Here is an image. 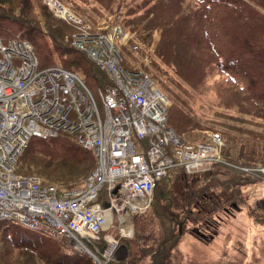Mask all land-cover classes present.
Here are the masks:
<instances>
[{
	"label": "trees",
	"instance_id": "1",
	"mask_svg": "<svg viewBox=\"0 0 264 264\" xmlns=\"http://www.w3.org/2000/svg\"><path fill=\"white\" fill-rule=\"evenodd\" d=\"M150 1L128 12L132 17L124 26L136 35L130 47H125L124 67L142 69L143 64L139 62L145 49L151 48L153 33L160 31L159 45L153 54L158 73L172 70L175 82H170L175 90L187 96L190 89L196 91L200 85L193 78L194 72L217 70L221 76L217 88L222 95L225 116L238 122L242 120L244 125H222L232 132L222 135L225 136L223 161L216 162L212 169L188 175L182 168L174 167L156 184L150 207L138 216L140 220L136 219L137 241L131 252L128 248L129 255L120 264H144L146 260L150 264H171L173 256L176 261L177 254L182 253L179 245L186 234L212 244L219 235L217 224L222 214L237 207L232 203L237 201L239 189L248 182L264 181V145L257 141L264 142V131L249 130L245 126L249 120L241 117L264 120V0ZM97 2L109 8L114 0ZM42 3L46 11L41 13L35 8L40 13L35 16L33 0H0V37L12 33V24L29 27L41 17L42 22H36L27 34L24 32L39 54L41 67L60 66L78 73L87 84L108 86L110 80L105 72L87 56L79 55L66 36L62 43V33L58 30L62 28L61 19H57L43 0ZM135 44L139 46L136 50ZM55 55L66 67L54 64ZM160 62L166 67L162 68ZM179 96L175 93L177 103L171 107L173 111L168 107V122L179 135L196 137L193 130L201 129L204 123L195 122L186 113L187 105ZM61 137L31 140L18 159V166L75 189L95 168L96 157L76 142ZM200 226L203 231H211L206 239L196 234L197 230L203 232ZM153 230L154 234L159 233L156 240L152 237ZM5 236L8 240L1 244L0 264H90L84 256L68 251L62 242L31 230L12 226Z\"/></svg>",
	"mask_w": 264,
	"mask_h": 264
},
{
	"label": "built area",
	"instance_id": "2",
	"mask_svg": "<svg viewBox=\"0 0 264 264\" xmlns=\"http://www.w3.org/2000/svg\"><path fill=\"white\" fill-rule=\"evenodd\" d=\"M44 2L55 16L76 27L72 45L86 51L107 74L110 84L100 87L96 94L73 71L59 66L42 71L31 43L0 37V156L16 164L33 138H53L57 133H70L78 145L95 153L96 169L86 178L85 189L72 194L58 191L69 194L70 204L62 199L41 201L44 213H52L54 206L67 207L72 216L64 233L76 235L72 238L78 253L85 239H98L106 231L105 199L112 205L111 220L117 205L120 211L128 205L131 210H143L133 201L150 198L156 184L172 168L182 167L193 174L218 162L223 137L210 133L209 141L192 143L175 132L167 120L169 100L149 73L124 67L119 46L134 35L112 16L96 28L62 1ZM204 165L207 167L202 168ZM40 190L56 192L54 188ZM119 199L123 202L118 203ZM12 211L7 204L0 224L10 219L6 213L11 215ZM81 227L92 235L76 231ZM92 242L97 249L96 241ZM105 242L116 243L114 238ZM111 252L105 250L104 256L108 258Z\"/></svg>",
	"mask_w": 264,
	"mask_h": 264
},
{
	"label": "rangeland",
	"instance_id": "3",
	"mask_svg": "<svg viewBox=\"0 0 264 264\" xmlns=\"http://www.w3.org/2000/svg\"><path fill=\"white\" fill-rule=\"evenodd\" d=\"M61 1L67 6H69L73 11L81 14V16L85 18L84 22H89L93 26H95V24L97 25L99 23L102 24L103 22H106V20H109L110 15H114L124 24L128 20V18L132 17L131 15H128V12L130 10H135L142 3H146V2L151 3L150 0H114V2L111 4L109 8H105L102 5H100L97 2V0H61ZM33 8H34L35 16L40 15L39 11H37L36 9L40 10L41 13H44L43 10L46 11L45 6L42 3V0H33ZM143 11L144 10H142V12ZM40 18H36L35 22L27 20L28 22H33L32 25H29V27H24L23 24L20 25L12 24L10 29V31L13 30L12 33L9 36H3V38L5 39V38L17 36L12 38V40H20V41L29 40L30 41L29 43H31L33 46L35 54L38 56L39 54L37 53L32 40L29 39L24 34V32L27 34L30 31V28H33V26L37 25V23L42 22ZM62 20L63 19H61L62 28L58 30L62 33L61 39H62V43L64 44V36L72 37V33L74 31L73 29H75L76 27H69L70 25L67 26L68 25L66 23L67 21L63 20V22H65L64 24ZM41 27L43 28V26ZM16 28H19L21 30L17 32L15 30ZM5 33H10V32H5ZM160 36H161L160 31H155L153 33V37H152L153 39H151V42L149 44L151 48L145 49V53H144L145 60L143 61V58H141V61L139 63L143 64L142 66L143 69L149 73V75L155 80L156 84L161 89V91L169 99L170 112L171 110L173 111L171 107L177 101L175 99V93H177L180 95L178 99L181 100L182 103L184 102L187 105L188 111L185 109L186 113L189 116H191L193 120H195V122L199 121L204 123L202 124L201 129L193 130L196 137L194 136L191 137L184 136V137L192 142L201 141V140H206L208 133L210 132L219 133L221 135L225 134V132L227 133L232 132L226 129L225 127H223L222 125L228 124L235 127L243 126L244 124L241 123L242 120H239L240 122H238L237 120L227 119L225 116L226 111L223 109V104L221 101L222 95L219 92V89L217 88V83L221 78V76L219 75L220 73L217 70L194 72L193 78L197 83H200V85L198 86V89L196 91L190 89L189 93L186 94L188 97L183 96V94H181V92L178 91L177 89L175 90L173 84L170 82V81L175 82V73L172 70L165 69L161 71L163 72V74L161 75L158 73V70L156 69L154 64L155 55L153 54H154V49H156V47H158L157 45H159L158 42L161 38ZM45 39L49 42L51 46L53 45L50 39L47 38ZM8 40L9 39H6V41ZM142 48L143 47L141 46V49ZM79 52H78L79 55L81 56L85 55L88 57L86 51L79 50ZM124 54L125 56H127L126 51L124 52ZM133 55L135 54L133 53ZM88 58L89 60H91L90 57ZM52 61H54V64L63 65L62 61L58 60L57 55L53 57ZM161 65L162 68L166 67L165 64L163 65L161 63ZM41 66L42 64L40 62V67ZM63 66L66 67L65 65ZM40 69H42V67ZM76 71L81 73L78 70ZM83 78L85 79V77ZM85 84L87 86L89 85L88 86L89 89L93 90L94 92H97V90L100 88L99 85L97 86H95L94 84L90 85L89 83L87 84L86 82ZM179 113H182V111H179ZM231 113L236 114L235 112H231ZM241 117L244 120L246 119L249 120V122L245 121L246 122L245 126L249 130H253L259 133L264 131V120L255 119L252 117H243V116ZM256 122L259 123V125H257ZM233 133L239 135L238 132H233ZM62 136L63 137L61 136L60 137L63 139H68L75 144L74 137L70 135V133L69 134L64 133ZM223 138L225 139V136ZM257 141L264 145V142H261L259 140ZM79 147L85 150V148H83L80 144ZM26 149H28V147ZM88 152H91L95 156L94 152L89 150ZM222 161L223 159L221 158L218 162H222ZM205 167H207V165H204L202 168ZM212 167L210 169H212ZM95 169H96V165L95 168L86 176V178ZM210 169H206L205 171H201L198 173L206 172L207 170ZM28 173H33V170H30ZM221 174L224 176L225 173H221ZM188 175H192V174H188ZM65 191L68 192L69 190H65ZM152 200H153V194L151 195L150 198H143L142 200L133 201L136 202V204L140 203L141 207H143V210L142 209L131 210V206L128 205L130 209L124 208L122 212L120 211L121 207L117 205L116 212L113 214V219L110 228L104 231V233L99 234L98 239L101 240L97 241L98 239H85V242L96 241L97 249L96 248L95 249L103 253L105 250L112 249V252L108 257V259L117 260L116 257H114V255L116 253H119V258H120L119 263L123 262V260H126V258L129 255L128 248L130 249L131 252L133 243L137 241L138 231H137L136 219L137 220L141 219L138 216L144 213L145 211H147V208H145V206L149 205L150 207ZM117 202L119 203L123 201L119 199ZM232 204H234L237 207L231 210L230 213L222 214V219L217 224L219 235L216 237V239L213 241L212 244L209 245L207 244L206 241H203L193 235L186 234L182 238L179 245V250H181L182 253L177 254L178 259L176 261L174 255L171 264H264V181H260L257 183L248 182L247 185L241 187L239 189L237 201L233 202ZM11 224L10 221L0 224V247L3 241L8 240L5 235L7 233V230L12 228ZM199 228L201 231H203L202 226H200ZM154 231L155 230H153L152 237L154 238V240H156L157 239L156 237H158L159 233L154 234ZM210 233L211 231L209 230H205L201 233L199 232V230L196 231V234L204 236L205 239L206 236L210 235ZM108 237L112 239L114 238L116 243L111 245L109 243H106L105 240L108 242L112 240L109 239ZM122 246H126V250L123 248L125 251L122 250ZM74 254L79 255L77 253ZM144 264H150V261L146 260Z\"/></svg>",
	"mask_w": 264,
	"mask_h": 264
},
{
	"label": "bare ground",
	"instance_id": "4",
	"mask_svg": "<svg viewBox=\"0 0 264 264\" xmlns=\"http://www.w3.org/2000/svg\"><path fill=\"white\" fill-rule=\"evenodd\" d=\"M36 57L37 60L40 61L37 55ZM60 136L62 135L60 133H57L53 136V139L59 138ZM223 147L224 140L222 148ZM220 153H222V149ZM4 159L7 160V163L3 164ZM85 180L81 186L76 187L75 189H68L64 185H59L58 183L52 182L46 178L28 173L25 170H21L18 166V159L16 161V164H13L12 161L7 157L0 156V214L1 212H6L8 204L11 208H13V211L11 215H9V213H6V215H8L10 219L6 218L4 219V221H10V224L12 223L11 225L13 227L20 228V230L22 231H25L26 229L30 231V229L33 228L32 232L38 233L52 240L62 242L67 246L68 251L76 253L74 251L76 246L72 238V236L76 237V235L70 231H66L64 233V230L70 225L72 216L69 213L67 207L63 206V204L61 206H54L52 208V213L55 214L50 216L52 213H44L42 211L41 201L47 199H62L64 204H70L71 198L67 197H69V194H72L73 192L84 190L86 186ZM43 188H54L56 192H43L40 190H43ZM59 189H63V192H66L65 190H69L68 192H66L69 194L62 195L60 192H58ZM31 193H34L35 195L30 196ZM60 196L61 198H58ZM18 200H20L19 203ZM1 205H4L2 209ZM104 207L107 213V222L104 230H107L110 228V225L112 223V220L110 218L111 215L109 214V210L112 208V205L108 200L105 199ZM79 211L81 212L83 210ZM76 231H84L89 235H92L91 232L86 231L82 227L78 228ZM123 248L126 250V246H122V250H124ZM77 251L79 253V256H84L90 264H120L119 253H116L114 255L117 260L108 259L104 256L103 252L95 249L92 241L82 243L81 246L77 248ZM88 252H91V254H89Z\"/></svg>",
	"mask_w": 264,
	"mask_h": 264
},
{
	"label": "water",
	"instance_id": "5",
	"mask_svg": "<svg viewBox=\"0 0 264 264\" xmlns=\"http://www.w3.org/2000/svg\"><path fill=\"white\" fill-rule=\"evenodd\" d=\"M234 207H236V206L234 205Z\"/></svg>",
	"mask_w": 264,
	"mask_h": 264
}]
</instances>
